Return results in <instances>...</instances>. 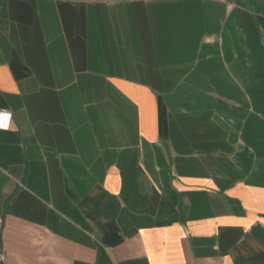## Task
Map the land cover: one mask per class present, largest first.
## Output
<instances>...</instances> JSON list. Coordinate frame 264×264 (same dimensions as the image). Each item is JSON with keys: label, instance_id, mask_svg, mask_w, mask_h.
I'll return each instance as SVG.
<instances>
[{"label": "crops", "instance_id": "obj_1", "mask_svg": "<svg viewBox=\"0 0 264 264\" xmlns=\"http://www.w3.org/2000/svg\"><path fill=\"white\" fill-rule=\"evenodd\" d=\"M0 264H264V0H0Z\"/></svg>", "mask_w": 264, "mask_h": 264}, {"label": "built area", "instance_id": "obj_2", "mask_svg": "<svg viewBox=\"0 0 264 264\" xmlns=\"http://www.w3.org/2000/svg\"><path fill=\"white\" fill-rule=\"evenodd\" d=\"M0 114H7V113L3 110H0Z\"/></svg>", "mask_w": 264, "mask_h": 264}]
</instances>
